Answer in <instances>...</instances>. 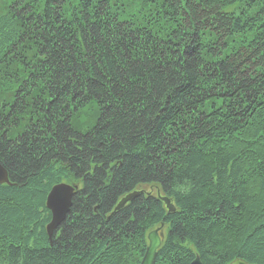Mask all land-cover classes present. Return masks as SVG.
Wrapping results in <instances>:
<instances>
[{
  "label": "trees",
  "instance_id": "16d2710c",
  "mask_svg": "<svg viewBox=\"0 0 264 264\" xmlns=\"http://www.w3.org/2000/svg\"><path fill=\"white\" fill-rule=\"evenodd\" d=\"M0 165V264H264V0H0Z\"/></svg>",
  "mask_w": 264,
  "mask_h": 264
},
{
  "label": "water",
  "instance_id": "95a60500",
  "mask_svg": "<svg viewBox=\"0 0 264 264\" xmlns=\"http://www.w3.org/2000/svg\"><path fill=\"white\" fill-rule=\"evenodd\" d=\"M8 184L7 173L0 165V184ZM76 186L68 185L65 183H59L54 185L49 193L46 196L45 206L50 211V220L47 223L45 229L48 238L52 235V232L60 225L64 220L69 207L71 205V198L74 194ZM138 195L137 191L128 193L122 197L117 205L114 207V210L121 209L127 202L131 201ZM168 211L173 212L174 207L169 203L167 198H162ZM148 244L145 249V252L142 256L140 264H154L156 257V250L159 247L160 240L157 234V230L151 231L147 235ZM189 264H202L199 257H194V259ZM230 264H247L239 259L234 260Z\"/></svg>",
  "mask_w": 264,
  "mask_h": 264
},
{
  "label": "bare ground",
  "instance_id": "6f19581e",
  "mask_svg": "<svg viewBox=\"0 0 264 264\" xmlns=\"http://www.w3.org/2000/svg\"><path fill=\"white\" fill-rule=\"evenodd\" d=\"M67 184H68V183H67ZM160 227H161V226H160ZM160 230H161V229H160ZM160 230H159V231H160ZM159 236H160V235H159ZM239 260H240V259H239Z\"/></svg>",
  "mask_w": 264,
  "mask_h": 264
}]
</instances>
